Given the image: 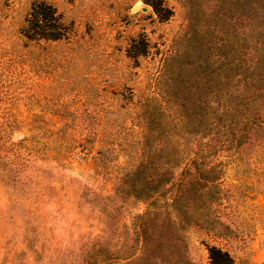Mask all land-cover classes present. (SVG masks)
Returning a JSON list of instances; mask_svg holds the SVG:
<instances>
[{"label": "rangeland", "instance_id": "obj_1", "mask_svg": "<svg viewBox=\"0 0 264 264\" xmlns=\"http://www.w3.org/2000/svg\"><path fill=\"white\" fill-rule=\"evenodd\" d=\"M41 1L67 37L23 36ZM164 1L0 0V264H264L247 0Z\"/></svg>", "mask_w": 264, "mask_h": 264}, {"label": "trees", "instance_id": "obj_2", "mask_svg": "<svg viewBox=\"0 0 264 264\" xmlns=\"http://www.w3.org/2000/svg\"><path fill=\"white\" fill-rule=\"evenodd\" d=\"M147 3L162 18H166L171 13V9L164 0H148ZM245 6L248 45L252 46L249 54L256 57L254 58L256 60L255 66L249 68L257 70L261 64L260 59L264 56V7H259L258 0H247ZM67 33L68 29L53 5L45 1L33 4L23 32L25 38L55 41L67 37ZM254 36L258 37L259 40H254ZM242 119L241 133L252 138V136L264 132V109L262 107L254 108L251 114H245ZM208 253L211 264H234L232 256L227 251L212 247L208 249Z\"/></svg>", "mask_w": 264, "mask_h": 264}]
</instances>
